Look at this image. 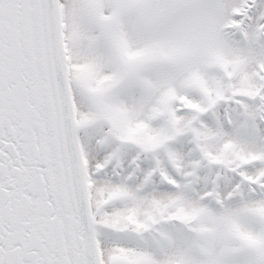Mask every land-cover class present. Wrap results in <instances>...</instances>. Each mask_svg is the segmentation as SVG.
<instances>
[{
    "label": "snow or ice",
    "instance_id": "1",
    "mask_svg": "<svg viewBox=\"0 0 264 264\" xmlns=\"http://www.w3.org/2000/svg\"><path fill=\"white\" fill-rule=\"evenodd\" d=\"M0 264H264V0H0Z\"/></svg>",
    "mask_w": 264,
    "mask_h": 264
}]
</instances>
